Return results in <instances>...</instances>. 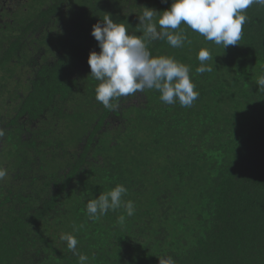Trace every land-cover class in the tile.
Listing matches in <instances>:
<instances>
[{"label": "trees", "instance_id": "obj_1", "mask_svg": "<svg viewBox=\"0 0 264 264\" xmlns=\"http://www.w3.org/2000/svg\"><path fill=\"white\" fill-rule=\"evenodd\" d=\"M170 3L0 0V264H78L65 235L88 264H264V8L246 10L240 45L183 23L190 44L148 45L189 66L191 107L156 90L113 109L95 99L92 25L110 15L143 36V7ZM201 48L212 72H196ZM117 184L134 214L89 218L86 203Z\"/></svg>", "mask_w": 264, "mask_h": 264}, {"label": "clouds", "instance_id": "obj_2", "mask_svg": "<svg viewBox=\"0 0 264 264\" xmlns=\"http://www.w3.org/2000/svg\"><path fill=\"white\" fill-rule=\"evenodd\" d=\"M253 5L264 8V0H171L169 7L157 11L143 7L138 15L136 32L143 30V36L130 34L127 23L115 22L105 15L100 22L91 27V35L97 41L99 51L90 50L87 63L91 76L98 81L95 99L107 109L118 106L113 101L119 98L143 94L145 90H156L165 104L179 103L182 107H191L199 93L190 78V68L174 57L153 56L148 45L155 40H166L172 48H182L190 44L188 35L181 24L202 35L206 40L222 45H240L243 26L248 20L246 10ZM179 29V31H177ZM197 59L200 66L196 72H212L214 61L209 50L201 48ZM264 90V73L254 82ZM4 133L0 130V136ZM7 170L0 167V180L7 176ZM128 189L117 184L107 192L98 194L86 203V212L96 219L124 207L128 216L135 211L131 200L124 201ZM125 216L118 217V223H124ZM66 246L78 258V264H88L89 257L77 250L78 240L73 235L61 237ZM159 264H175L170 257H158Z\"/></svg>", "mask_w": 264, "mask_h": 264}]
</instances>
